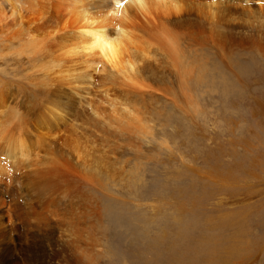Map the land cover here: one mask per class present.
Returning <instances> with one entry per match:
<instances>
[{"label":"rangeland","instance_id":"obj_1","mask_svg":"<svg viewBox=\"0 0 264 264\" xmlns=\"http://www.w3.org/2000/svg\"><path fill=\"white\" fill-rule=\"evenodd\" d=\"M199 1L205 23L216 18L234 41L198 44L182 33L184 67L159 50L139 72L148 85L129 99L99 86L97 73L86 86L96 104L118 98L130 129L93 116L69 98L71 87L39 81L27 55L6 50L0 33V103L24 121L46 109L58 120L49 115L54 135L41 142L34 137L41 122L28 126L38 157L0 176V262L264 264V0ZM46 140L62 146L60 157ZM59 159L63 166L52 170Z\"/></svg>","mask_w":264,"mask_h":264},{"label":"bare ground","instance_id":"obj_2","mask_svg":"<svg viewBox=\"0 0 264 264\" xmlns=\"http://www.w3.org/2000/svg\"><path fill=\"white\" fill-rule=\"evenodd\" d=\"M202 6H204V3L199 0H143V7L137 3V0H1L0 33L3 40L7 42L5 45L6 50L13 48L15 49L14 53L17 55H27L33 74L39 73L40 75L41 79L39 81L71 87L72 92L71 94L69 93V98L77 99V103L81 107L82 105L88 107L93 116L96 117L98 115L100 118H105L110 124L123 127L124 129L129 127L130 129V122L128 123L127 119H123L126 112L124 105L120 104L119 106L117 104L119 103L117 101L118 98L115 97L116 100L112 99L108 107H104L101 102L96 104L93 98L94 95H92V99L87 98L89 96L87 87L95 84L93 83L94 73H97V77L100 79L99 86L110 87V89L111 87L121 88L122 90L120 89V91L115 89L117 91L116 96L121 95L123 98V95L128 94L129 99L131 97L129 94L135 96L141 94V88L145 86L144 84L149 83H145L142 79L143 76L139 72L150 65V58L153 59L158 55H162L160 51H164L165 54L163 55H166L165 58L167 60L170 59V63H175L176 66L181 64L180 67L183 66L182 62L184 64L187 58H185V62L183 58V60H180L183 51L181 52L180 46L178 47L182 33L188 37L187 40H192L198 44L206 41H212L217 44L234 41L229 34L228 36L221 34L223 32H220L221 29H219L220 31L218 30L216 18L211 23L209 22L210 24L205 23L206 13L199 9ZM215 7V2L207 5L208 13H210L209 15L212 18L216 15V12L213 11ZM229 15H236V12L231 10L227 16ZM259 16H262V14L259 13ZM117 27L127 33V38L121 41L118 59L110 63L99 50L94 52L87 50V46L92 42V37L87 35L88 31L105 30L106 35L111 37L116 35ZM231 28H238V30L244 32V39L248 42L255 38L254 35H248L241 27L232 26ZM257 44L260 45V41ZM188 50L190 49L188 48ZM158 62L160 64L159 60ZM174 69L176 70V68ZM177 70L180 72L183 69L180 70L178 68ZM185 72L182 71L179 75ZM121 103H123L122 100ZM126 103L124 104L128 107V103ZM128 105L132 107L131 104ZM6 106V103H0V118L3 117L4 121H7L10 117H13L16 120V125L13 124L12 128L10 124H0V157L2 158H0V176H10L11 173H7L10 168L13 170L18 169L24 161L28 162V159H31L32 148L27 143L33 140V137H29L26 130L28 126L35 127L34 121L41 122L40 125L43 123V127L48 129V131L45 130L46 134L45 132L43 133L44 130L41 129L40 125L34 128L36 131L34 137L39 139L40 142L41 138L44 137L46 139V135H48V139L51 135H54L50 133L51 127L48 126L49 115H53L51 110V113H48V109L41 111L40 117L36 115L35 118H32L33 122L32 120L29 122L24 121L21 114L17 112L15 114L14 109H8L9 107L6 108ZM85 112L83 113L85 114ZM87 114L89 115V112H86ZM43 116L45 119L42 118ZM53 116L55 120H50V122L58 123L56 122L58 121L56 120V115ZM91 119H93L92 116ZM22 121H24V124L22 123L21 127L18 126ZM118 129L120 128L118 127ZM46 141L47 145L43 141V145L47 146H45V149L50 151L51 155L55 152L60 157L61 152L58 153L60 151L58 148L62 146L57 147V143L55 145L53 140ZM51 145L52 148H50ZM35 152L37 151L35 150ZM35 152L33 153L34 157L36 155L38 157L40 152ZM62 163V160L59 159L55 164H51V169L55 170L56 168L54 169V167L56 165L59 167L63 166ZM31 167L33 166H30V169ZM42 169L40 171H43ZM44 170H46L45 167ZM40 174L42 173L40 172ZM35 178L33 177V179ZM37 179H40V177ZM18 211L19 208H17V213ZM26 257L32 259L29 255H26ZM36 259L39 262V259ZM13 260L18 261V257L16 256ZM23 261L25 260L23 259ZM11 262L12 260L3 256L0 264H10ZM25 262L27 263V261Z\"/></svg>","mask_w":264,"mask_h":264},{"label":"clouds","instance_id":"obj_3","mask_svg":"<svg viewBox=\"0 0 264 264\" xmlns=\"http://www.w3.org/2000/svg\"><path fill=\"white\" fill-rule=\"evenodd\" d=\"M137 3L143 7V0H137ZM87 35L92 37V42L87 46V50L89 52L99 50L110 63L118 59L121 41L127 38V33L119 27H117L115 36L106 35L105 30L88 31Z\"/></svg>","mask_w":264,"mask_h":264}]
</instances>
